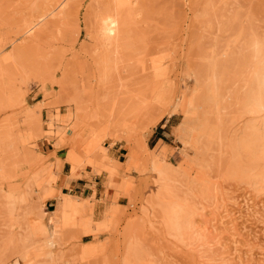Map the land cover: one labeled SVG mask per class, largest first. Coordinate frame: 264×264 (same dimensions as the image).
<instances>
[{
	"label": "rangeland",
	"instance_id": "obj_1",
	"mask_svg": "<svg viewBox=\"0 0 264 264\" xmlns=\"http://www.w3.org/2000/svg\"><path fill=\"white\" fill-rule=\"evenodd\" d=\"M56 7L64 10L61 18L50 16ZM118 7L133 18L118 27L119 46L99 34L101 17L114 18ZM34 23L33 35L27 34ZM253 40L264 59V0H122L118 6L116 0H0V264H125L127 258L132 264H239L226 253L232 250L227 238L219 245L223 236L210 235L212 248L203 250V257L188 244L191 232L196 240L208 235L225 209L239 216L237 206L249 199L248 180L232 168V132L259 120L261 125L264 112L243 116L229 99L244 94V70L220 72L222 113L213 117L214 140L209 142L214 147L205 143L184 156L175 136L182 112L169 116L164 108L173 109L176 100L186 106L195 95L207 96L209 66L203 62L208 63L210 53L222 58L228 47V55L243 62L253 54L246 47ZM114 48L119 55L112 53ZM109 51L110 73L105 76L102 56ZM75 90L83 97L81 110L69 102ZM31 113L37 123L28 120ZM161 129L167 135H159ZM156 136L165 142L157 143ZM72 150L79 159L74 178L92 185L91 194L73 193L86 198L81 203L68 196L79 208L76 220L86 224L67 227L48 261L47 250L31 245L17 249V222L33 223L43 213L41 224L52 223L57 203L69 193L63 192L62 178L65 164V173L72 171L67 161ZM165 150L175 175L160 183L158 194L149 164ZM95 181L106 190L100 202ZM169 194L176 199L166 213L157 201ZM259 194L264 203V192ZM121 196L124 207L117 206ZM177 211L191 215L175 224L169 217ZM244 219L238 225L240 254L247 259L252 248L254 264H261L264 224ZM39 241L42 245L43 237ZM87 244L96 246L97 254L83 257Z\"/></svg>",
	"mask_w": 264,
	"mask_h": 264
},
{
	"label": "bare ground",
	"instance_id": "obj_2",
	"mask_svg": "<svg viewBox=\"0 0 264 264\" xmlns=\"http://www.w3.org/2000/svg\"><path fill=\"white\" fill-rule=\"evenodd\" d=\"M118 1L120 2L122 0H116L117 6L119 3ZM59 7L61 8V6H59ZM59 7H56V9L51 10L50 16L55 13L56 15H59L58 17L61 18V16L63 15L62 13H64L63 12L64 10L63 9L61 10ZM119 9H120V11H119ZM119 9H118V11H116L114 18L113 17H107V15L106 16L104 15L105 17H101V19H100L101 23H99V25H101V27L99 29V34L103 38H107V40H109L110 42H112L115 45H118V41L120 39V37H119L120 31H119L118 27L121 26L122 24L125 25L126 23H128L129 19L132 18L130 11L123 13V12H121V8H119ZM57 10H60V11H58L56 13ZM47 15H48V17L47 16H44V17L49 18L48 12H47ZM42 18L43 17H41V19ZM38 22H39V20H38ZM42 23H43V19H42ZM45 23H46V21H45ZM40 24H41V22H39V25ZM36 26L37 25L35 24V25L30 26V27H27L29 29V30H27V34L33 35V30H35ZM117 29L119 32L117 31ZM25 33H26V31H25ZM34 33H35V31H34ZM105 43H107V42H105ZM120 43L121 42L119 41V44ZM115 45H113V46H115ZM246 45H247L246 46L247 49L252 50L253 54L249 60L244 59L243 62H240V61L236 62L238 60H235L234 58H232L230 54L228 55L229 50H230L228 47H227V50L225 49L226 51L224 50L225 52L222 51V52H224L222 54V56H223L222 58H220V56L218 54L215 55V53L209 52L210 56L207 58V59H209L208 63L203 62V63L208 64L207 66H209V71L208 70L207 71H208V74L210 75V79H209L210 84H209V87L207 88V91L205 90V93L208 92L207 96H201L200 95V96L196 97V95L193 94V95H195V97H192L186 106H181L179 104V102H177V100H176V102L174 104L175 106L173 107V109L168 110V109H165L166 107L165 108L163 107L165 112L166 113L168 112L169 116H173V115L177 114V112L179 113V111L182 112L180 114L183 115L184 120L175 129V136L180 141V143L183 145L182 152L184 153V156L187 154L186 151L190 150L191 148L195 147L196 149L200 150L201 147H203V145L205 143L210 144L209 146L214 147V145H213L214 143L211 144L209 142L212 138H214V132H215V130L213 128V117L218 115L219 112H221V110H222L221 106H222L223 98L221 97V95L217 91V85L219 84V80H220V76H221L220 72L221 73L228 72L232 67H237V68H240L241 70H244L243 74L246 75V77H245L246 78L245 79L246 86L244 89L245 90L244 94H242L241 96L237 95L235 98L230 96L229 99H234L237 102V110L242 112L243 116L247 117L248 115H250L253 117L254 116L257 117L260 113L264 112V59L262 58V50H261L260 44L258 43V40L250 41ZM103 47L106 48V45L103 44L102 48ZM244 49H246V48H244ZM115 50H117V48H114L112 53L114 52L116 55L119 53V51L117 50L118 51L117 52ZM100 51H102V50H100ZM110 52L111 51L106 52L102 56L103 57L102 58V64L104 66V75L105 76H107L110 73V71H109L110 65H111L110 61L112 60L110 58V56H112V55H107V53L110 54ZM115 55H113V56H115ZM206 64H203L204 67ZM201 81H203V80H201ZM220 84H222V83H220ZM195 90H197V89H195ZM75 92H76L75 96L69 102L74 103L77 106V110L78 109L81 110L80 108L83 104V100H82L83 97L81 94H79V92L77 90H75ZM160 100L161 101L163 100V95L159 96V101ZM163 103L164 102H162V104ZM163 105L167 106L168 104L165 103ZM167 108H169V107H167ZM164 110H162V111H164ZM99 117H100L99 114H95L96 119H98ZM163 117H164V114H162L157 119L156 122L158 123L161 120V118H163ZM261 118H263V117L261 116ZM28 120L31 123H33L34 121H36V123H37V120L34 119V117L32 116V113L29 116ZM241 123H239V125ZM259 123H260V120L258 121V125H259ZM217 124H219V123H217ZM223 124H224V122H223ZM258 125L254 124V123L248 124V125H246V127L242 128V126H241L242 129L240 128L238 130H235L234 133L232 132V135L235 138L234 141L232 139V142H231V143H233V145L230 144V146L233 150L232 153L234 155L233 156L234 163H233L232 168L239 175H243L244 177H246V180H248L247 182H245V181L244 182L248 187L247 193L249 194V199L246 200L244 204L242 203L243 205L237 206L238 204H236V206L239 210V212H238L240 214L239 216H237V214H236L237 212L232 213V212H229V210L225 209L224 210L225 212L223 211L225 213V216H223L220 221L218 220L217 224H215L214 226H212V225L210 226V228L213 227L212 228L213 232L212 231L209 232L208 235H205V233L201 234L198 236L200 238L198 240H196L194 237L195 232H191V237H190L191 242L188 244L189 250L200 255L201 257H203V254H202L203 250L205 251L206 249L212 248V246H211L212 242L211 241H213V240L210 238L211 237L210 235H212L214 237V239H217V238L223 236L222 238H219L218 241L220 244L219 243L218 244L223 245L222 240L224 238H227V240L229 241V244L232 245V250L229 251V248H228L226 253L229 256L233 257L232 259H234V260L238 259L239 264H254V262H253L254 259L252 258V255H253V253H252L253 249L252 248L249 249V252H250L249 258H247V259L243 258L242 255L240 254L241 248L239 247L238 243H239V240H241L240 239L241 234L239 233L238 225H239L240 220H245L244 218H247L246 220H251L254 222L260 221L261 223L264 224V203H262L261 195L259 194L261 192L262 193L264 192V121H262L261 125H259L260 128H258ZM229 126L231 127V125L229 124L227 126L226 130H229L228 129ZM224 127L225 126H223V129H224ZM218 129L220 130V128H218ZM221 129H222V126H221ZM239 130H240V132H239ZM44 132H46L48 135H50L52 133L50 131H44ZM222 132H224V130ZM222 132H220V133H222ZM227 132L229 133V131H227ZM227 132L225 134H227ZM221 136H223V134ZM221 136H220V138H221ZM70 138L72 139L71 136H70ZM215 139H217V138L215 137ZM212 140H214V139H212ZM217 141H219V140H217ZM167 157H168L167 154L164 151H161L157 155L152 156L150 159V164L148 163L150 165L149 171L153 175L154 191L157 192L158 194H159L158 187H159L160 183H166L167 181H170V179L175 175V173L167 166V163H166ZM148 160H149V158H148ZM67 161H68V163H70L72 165L71 175L73 177H77L78 170L75 169V166L78 165L79 159H78V156L76 154H74L73 150L69 153ZM198 162H201V161L199 160ZM32 180L34 183H36L35 182L36 177H33ZM211 189L215 190V186L213 185L211 187ZM32 195H33V184L30 183L26 188V199L31 198ZM68 196L69 195H67V197H65L63 199V201L57 205L55 215L60 217L61 221L59 223L55 222L53 219L52 223L49 226L44 227L41 224V220L43 218V213H40L38 219H35L33 221V223H27L26 224V223L20 222V224H18V222H17V225H18L17 227L19 229V231L17 232V236H15L16 240H17V249L24 248L25 245H31L34 247L33 250L36 249V250H39L40 252L47 250L46 259L48 261H50L52 259V255H53L52 249L54 248V246L56 244L60 243L63 239V235H62L63 233L62 232H64L67 227L74 226L78 223H79L78 226H80L79 228L82 229V227H83L82 223H84V224H86V223L76 220L78 218L77 217L75 218V213L79 210V208H78L77 204L75 203V201H73L71 198H68ZM174 198H175V195L169 194V195H167L166 198L158 200L157 206L160 207V209L162 211L168 213L170 211L171 206L174 204V201H173ZM242 212H245L246 216H245V214L243 216ZM190 215H191V213H186V214H184V216H182V211H177L175 213H172V215L169 217V220L174 222L175 224H178L179 222H182L185 217L190 216ZM77 221H78V223H77ZM80 223L82 224V227H81ZM188 226L191 228V226H192L191 220L188 221ZM86 227H85V230L87 229ZM219 227L220 228L222 227L223 229H225L227 231L219 233L218 232ZM85 230H83V231H85ZM40 237H43V239H44V243L42 245H39V242H40L39 238ZM60 244H62V243H60ZM88 245H90V244H87V246ZM87 246L84 247L83 250H81L83 257H84V255L93 254L97 248L96 246H93V245L88 246V248H87ZM91 246H93V247H91ZM94 254H97V253H94ZM28 256H29L28 253L25 254L24 259L27 260ZM203 260H204V258H203ZM124 263L125 264H132L131 259H129V258L125 259ZM261 264H264V252H263V259H262Z\"/></svg>",
	"mask_w": 264,
	"mask_h": 264
},
{
	"label": "crops",
	"instance_id": "obj_3",
	"mask_svg": "<svg viewBox=\"0 0 264 264\" xmlns=\"http://www.w3.org/2000/svg\"><path fill=\"white\" fill-rule=\"evenodd\" d=\"M159 135L165 136V135H167V132H165L163 129H161V132L159 133ZM155 140L157 143H162L164 141L163 137L158 138V136L155 137ZM164 152L167 154L166 150ZM118 158H120V157H118ZM115 160L118 161L116 158H115ZM118 163L122 164L120 161H118ZM128 165H129V161H127V166ZM65 169H66V164L64 165V169H63L64 177L62 178V181L64 183L63 192L67 189L69 191V193H63V194L69 195L72 199H76V200H78V203H81V201H79V199H86V198H82L80 196L74 195L73 193L77 192L83 196H86L87 194H91L92 185L90 183H88V180H86L85 178H82V177L74 178L71 175V172L65 173ZM95 185H96L95 199L97 202H100L103 199H105L106 190H105L104 184L102 182L95 181ZM122 197H124V196H121L117 201L118 207H124L125 206L121 203V201L125 199ZM84 201H87V200H84ZM58 203H57V205H58ZM55 211L52 212V216L54 215ZM51 219H54V221L58 222V223L61 221L60 217H58V216H53V217H51ZM51 219H50V221H51Z\"/></svg>",
	"mask_w": 264,
	"mask_h": 264
},
{
	"label": "trees",
	"instance_id": "obj_4",
	"mask_svg": "<svg viewBox=\"0 0 264 264\" xmlns=\"http://www.w3.org/2000/svg\"><path fill=\"white\" fill-rule=\"evenodd\" d=\"M158 138H162V137H158Z\"/></svg>",
	"mask_w": 264,
	"mask_h": 264
}]
</instances>
